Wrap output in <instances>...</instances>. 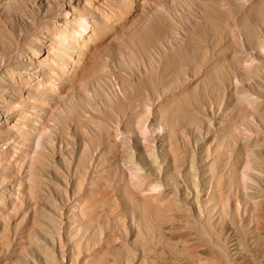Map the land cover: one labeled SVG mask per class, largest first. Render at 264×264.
I'll return each instance as SVG.
<instances>
[{"label": "rangeland", "instance_id": "1", "mask_svg": "<svg viewBox=\"0 0 264 264\" xmlns=\"http://www.w3.org/2000/svg\"><path fill=\"white\" fill-rule=\"evenodd\" d=\"M263 65L264 0H0V264H264Z\"/></svg>", "mask_w": 264, "mask_h": 264}, {"label": "bare ground", "instance_id": "2", "mask_svg": "<svg viewBox=\"0 0 264 264\" xmlns=\"http://www.w3.org/2000/svg\"><path fill=\"white\" fill-rule=\"evenodd\" d=\"M69 8H70V10H76V7H75L74 4H71ZM263 66H264V65H263ZM13 124H14V126H15V125H16V121H14ZM150 150H151V149H149V152H150ZM152 152H153V151H152ZM152 152L149 153V154H150L149 157L151 158V160H152L153 163L155 164V163H157V157H156V155L153 154ZM250 154H251V153H250ZM131 168H132V167H131ZM133 168H134V166H133ZM134 169H135V168H134ZM196 204L199 206V202L196 201ZM197 205H196V206H197ZM231 226H232V225H231ZM231 226H230V227H231ZM234 228L236 229L237 227L235 226ZM234 228H233V229H234ZM233 229H232V230H233ZM232 230H231V231H232ZM234 231H235V230H234ZM257 231H259V232H258L259 234H260V231H261V234L264 235V231L262 232V229L260 230V229L258 228ZM232 232H233V231H232ZM236 232H237V230H236ZM234 234H236V233H234ZM259 234H258V236L261 235V234H260V235H259ZM251 235H252V234H251ZM251 235H250V236H251ZM263 235H261V237H262ZM236 236H237V237H236ZM236 236H235L236 239H237V238L239 239V237H238L239 235L236 234ZM258 236H256V234H255L254 237H258ZM252 237H253V235H252ZM252 237H250V239H252ZM261 237H258L259 239L257 238V240L253 238V239H254V242H253V245H254V246H255V244H254L255 241H256V243H257L258 240L261 241L262 239H264V236L262 237V239H261ZM236 241H237V240H236ZM251 241H252V240H251ZM262 242H263V240H262ZM40 243H41V242H39L38 244H40ZM38 244H37V245H38ZM250 244H252V243H250ZM260 244H261V243H260ZM262 244H263V243H262ZM41 245H42V243H41ZM38 246H39V245H38ZM38 246H37V247H38ZM43 246H44V245H43ZM257 246H259V245H257ZM39 247H40V246H39ZM41 247H42V246H41ZM41 247H40V249H41ZM255 247H256V246H255ZM255 247H254V248H255ZM46 248H47V247H46ZM38 249H39V248H38ZM256 249H257V247H256ZM44 250H45V248H44ZM41 251H42V250H41ZM43 252H44L43 254L45 255L44 258H45V260H46V263H45V264H59V261L56 259L55 254L53 255V252L51 253V251L49 252V250H45V251H43ZM242 254H244V253L242 252ZM242 256H243V255H242ZM243 257H246V256H243ZM243 260H246V258H243ZM247 260H248V258H247ZM243 262H246V263H247V261H243ZM66 264H67V263H66ZM247 264H249V263H247Z\"/></svg>", "mask_w": 264, "mask_h": 264}]
</instances>
